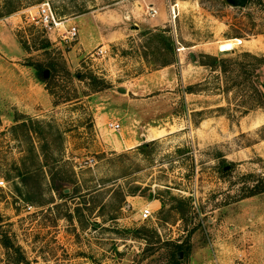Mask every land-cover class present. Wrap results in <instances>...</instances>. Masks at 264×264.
I'll list each match as a JSON object with an SVG mask.
<instances>
[{
    "label": "rangeland",
    "instance_id": "rangeland-1",
    "mask_svg": "<svg viewBox=\"0 0 264 264\" xmlns=\"http://www.w3.org/2000/svg\"><path fill=\"white\" fill-rule=\"evenodd\" d=\"M4 1L0 264H264V0Z\"/></svg>",
    "mask_w": 264,
    "mask_h": 264
},
{
    "label": "built area",
    "instance_id": "built-area-1",
    "mask_svg": "<svg viewBox=\"0 0 264 264\" xmlns=\"http://www.w3.org/2000/svg\"><path fill=\"white\" fill-rule=\"evenodd\" d=\"M148 11L151 16L156 14V9L153 7H149ZM21 13L31 25L47 33H56L59 41L71 42L77 36V29L70 19L57 16L52 5L47 0L37 3L35 6L26 7L21 10ZM106 127L111 131L119 129L118 123L112 120L106 122ZM139 214L141 219H146L150 216V210L144 206L140 209Z\"/></svg>",
    "mask_w": 264,
    "mask_h": 264
},
{
    "label": "trees",
    "instance_id": "trees-1",
    "mask_svg": "<svg viewBox=\"0 0 264 264\" xmlns=\"http://www.w3.org/2000/svg\"><path fill=\"white\" fill-rule=\"evenodd\" d=\"M4 11H5V14H8L10 13L11 11H13V5H12V0H5L4 3ZM244 55H248V56H251L249 53L247 52H244L243 53ZM213 61L216 60V58L214 56H209ZM254 58V57H253ZM256 58V57H255ZM204 65H207L209 67H211V64L209 63H203ZM22 176V174H20ZM264 191V186H261V187H258V185H255L254 187H252V189L250 190V193L248 195H251V194H256V193H259V192H262ZM179 247V246H178Z\"/></svg>",
    "mask_w": 264,
    "mask_h": 264
},
{
    "label": "water",
    "instance_id": "water-1",
    "mask_svg": "<svg viewBox=\"0 0 264 264\" xmlns=\"http://www.w3.org/2000/svg\"><path fill=\"white\" fill-rule=\"evenodd\" d=\"M228 4H230L231 6H243L246 2V0H225ZM47 75V71L44 70L43 71V76ZM263 88H264V84H263ZM124 88H119V91L124 92ZM176 257L180 258L181 257V251H177L176 252Z\"/></svg>",
    "mask_w": 264,
    "mask_h": 264
},
{
    "label": "bare ground",
    "instance_id": "bare-ground-1",
    "mask_svg": "<svg viewBox=\"0 0 264 264\" xmlns=\"http://www.w3.org/2000/svg\"><path fill=\"white\" fill-rule=\"evenodd\" d=\"M175 7H177V5H176ZM180 50H181V49H180Z\"/></svg>",
    "mask_w": 264,
    "mask_h": 264
}]
</instances>
